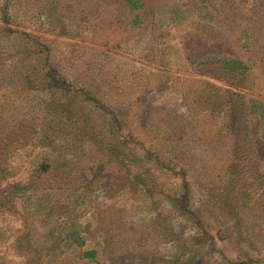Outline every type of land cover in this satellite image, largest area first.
Wrapping results in <instances>:
<instances>
[{"label": "rangeland", "instance_id": "374dc122", "mask_svg": "<svg viewBox=\"0 0 264 264\" xmlns=\"http://www.w3.org/2000/svg\"><path fill=\"white\" fill-rule=\"evenodd\" d=\"M141 2L0 0V264H264V0Z\"/></svg>", "mask_w": 264, "mask_h": 264}, {"label": "trees", "instance_id": "16d2710c", "mask_svg": "<svg viewBox=\"0 0 264 264\" xmlns=\"http://www.w3.org/2000/svg\"><path fill=\"white\" fill-rule=\"evenodd\" d=\"M118 4H120L121 6L126 5L127 6L126 11L134 13V19L132 21L133 24L143 23V21H142L143 19H141V15H145L146 13H141V11L139 13L135 12L136 9L138 10V9L142 8V6H144L143 3L141 2V0H119ZM46 63H48V65H50L48 61H46ZM47 72H48V74L53 75V77L56 79V81L57 80L59 81L60 76H58L57 71L55 69H53V67L48 66ZM111 118H112V123L115 124V122H116L117 128L120 129V122L118 120V117L113 115ZM110 129L112 130L111 127H110Z\"/></svg>", "mask_w": 264, "mask_h": 264}]
</instances>
